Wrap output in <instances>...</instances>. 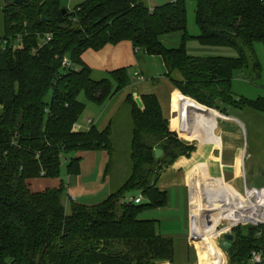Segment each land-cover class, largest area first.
Segmentation results:
<instances>
[{"label":"trees","instance_id":"16d2710c","mask_svg":"<svg viewBox=\"0 0 264 264\" xmlns=\"http://www.w3.org/2000/svg\"><path fill=\"white\" fill-rule=\"evenodd\" d=\"M11 1L4 0L0 38V264H173V239L158 233L156 220L142 215L166 206L168 195L158 187L159 178L175 162L183 168L196 145L180 138L182 115L164 117L156 94L139 95L143 108L131 92L123 101L132 120L128 177L98 203L70 199L64 207L62 158L71 155L67 173L76 175L78 153L109 149L112 134V120L101 130L96 125L73 129L85 110L78 96L83 93L101 105L131 82L125 67L94 77L82 53L128 40L137 51L161 58L163 76L182 96L226 116L229 108L264 113V98L237 101L232 92L236 72L261 75L254 46L264 47V0H192L197 36L187 32V0L152 9L145 0H83L71 9L61 0ZM170 32L181 34L175 47L162 42ZM46 36L50 40L44 42ZM191 39L231 47L236 56L190 55L186 43ZM64 57L72 69L62 65ZM188 97L183 122L191 103H197ZM157 149L162 154L155 158ZM194 162H186L183 181L188 185L190 164L194 183ZM36 178L56 179L57 185L32 191L30 181ZM130 193L142 200L128 202ZM191 220L193 241L215 226L211 219L207 224L200 206L196 221ZM231 234L222 246L225 264H253V251L261 255L257 264H264L263 224H236Z\"/></svg>","mask_w":264,"mask_h":264},{"label":"rangeland","instance_id":"374dc122","mask_svg":"<svg viewBox=\"0 0 264 264\" xmlns=\"http://www.w3.org/2000/svg\"><path fill=\"white\" fill-rule=\"evenodd\" d=\"M76 0H73L74 2ZM83 0H77L78 3L82 2ZM174 0H145L146 4L149 6L150 9L165 4L167 2H171ZM62 5L65 7L71 9L78 3H73V5H69V0H61ZM4 5V0H0V38L3 34V14H2V8ZM194 9H195V3L192 0H187L186 2V28L189 35L197 36L199 34V29L195 24L194 21ZM167 41V40H166ZM177 44L175 45H168L165 44L168 47H175L179 44L180 39L177 41ZM171 42V43H175ZM186 49L187 52L190 55L195 56H236L235 51L231 47H211V46H203L200 44L197 40L191 39L188 40L186 43ZM256 57L261 65V75L260 77H255L252 74L251 70H241L235 73L233 80H232V92L235 96L247 98V99H255L258 97L264 98V47L261 43H256L254 46ZM161 58L159 56L153 55L149 56L147 58V66L148 68L152 69L151 71H143L144 73V80H141L142 82L138 81V86H154L152 91L157 94L158 98L163 104L164 108V114L165 116H169V110L168 107L170 105V101L172 99L173 90H171V95L169 94L164 95L160 90L162 88L171 89L169 80H161V84L156 85L155 82L151 81V74L153 73L154 76L159 77L160 75H163L165 72L164 65L161 62ZM132 73V71L130 72ZM132 78V76H131ZM155 85H154V84ZM172 85V84H171ZM173 86V85H172ZM151 90V89H150ZM120 93V94H119ZM114 99L112 100L111 104L113 105L116 101H118L121 97L124 95V91L119 92ZM188 96H182L179 101V104L182 109V104L184 99ZM50 98V94L47 95L46 100ZM190 98V97H188ZM192 99V98H190ZM78 100L81 102H84L87 107L86 110L82 113V116L77 121V124L80 127V130L82 129L80 124L82 117H86L89 112H91L89 109L90 107H93V109H99V106L95 103H91L87 101L85 95L81 93L78 96ZM194 100V99H192ZM108 101V100H107ZM197 102L196 100H194ZM110 104V103H109ZM197 104L199 106L206 107L208 109H213L210 107H207L202 104L197 103H191V105ZM102 107V106H101ZM216 112L220 113L216 109H213ZM182 111V110H181ZM0 112H1V106H0ZM93 113V111H92ZM221 115H224L220 113ZM226 116V115H224ZM228 116L234 117L238 119L239 123L236 122H227L225 123L224 131L225 140L228 141L230 144L228 148H225L223 151H221L218 147L214 146V149L212 151V158L217 163L219 160V157H221L222 163L226 164L224 165L225 168L222 170V173L224 174L225 178L233 177V184L241 191L240 200L242 203L246 204L245 199V187L246 189L251 188H261L264 187V113L252 111L249 109H243V110H237L233 108L228 109ZM168 118V117H167ZM183 118V112L182 117ZM182 122L180 120V129H181V137L178 134V136L185 141L194 142L195 145L197 144L196 151L192 154V156L187 159L186 161L182 162L183 166V175L180 177V179H184L185 172H186V162L191 160V162L195 159L194 162V183L191 176V164L189 167V174L188 179L190 183V191L192 194L191 198V211L192 209V200L194 196V185L197 184V178H196V164L197 159L199 158V152H204V149L200 148V142L201 134H197L196 139L193 136L191 124H190V113L188 111V116L184 120L183 123H185L187 128V134L188 137H186L183 128H182ZM90 127V126H89ZM112 134L110 138V146L109 149H99L94 151H87V152H79L78 155L80 156V172L76 175H68L67 173V164L68 160L71 157V155H68L61 160V166H60V180L65 185V190L63 192V200H64V207L68 206L69 200L72 199L76 202L91 205L98 203L102 200H104L112 191L116 190L123 181L128 177L130 173V163H129V145H130V136H131V129H132V120L130 117L129 112V106L127 104L121 103V105L118 106L115 113L113 114L112 118ZM229 137H228V136ZM193 137L195 139H193ZM233 146V147H232ZM73 156V155H72ZM234 165V168H231V165ZM212 166L204 167L201 171L199 176L204 177V180H200L201 188H204L208 185V180H205V176L208 174L216 173L219 174L218 170L215 168H211ZM208 169V170H207ZM212 169V170H211ZM232 171V172H231ZM173 174V173H172ZM206 174V175H205ZM205 175V176H204ZM216 175L215 177L217 178ZM218 180V179H216ZM231 179H228V184H231ZM204 181V182H201ZM207 181V182H205ZM222 182H225V179ZM211 183V182H210ZM220 183V182H216ZM57 185L56 179H47V178H36L30 181V189L32 191H40L46 187H54ZM173 191V188H171ZM201 193V192H200ZM130 195L133 196H139L137 193H130ZM202 197H205V192L201 193ZM63 203V204H64ZM202 212L205 216H207V213L210 210H214V208L210 205H203L200 202V205ZM168 206L163 208L161 211L166 212H158V215H174L176 211L169 212ZM159 211V210H155ZM146 213H148L146 211ZM154 214H157V212H153ZM152 215V214H151ZM177 215V213H176ZM172 221V220H171ZM192 221V220H191ZM207 221H210L209 218H207ZM237 221H243V220H237ZM235 221V222H237ZM173 222V221H172ZM175 222V221H174ZM174 227L175 226V223ZM216 222L215 226L212 229V233H207L206 236H202L200 243H208L210 239H214L215 241H218L219 248L214 245V241H211L208 243L206 248H204L201 252L207 254V250L211 251L213 255L220 256L225 259L226 263V253L223 249V241L224 239L221 236V233L219 231L224 228L226 225H229L231 223H235L232 220H226L223 219L219 222ZM168 223V221H167ZM175 230H170L169 234L170 237L173 238L174 241V260L176 262H186L184 264H193L192 259L195 255V249L192 246L190 252L187 254L186 252V237L188 236V231L181 230L179 232H174ZM190 231H191V225H190ZM231 231V229H230ZM212 234V236H211ZM191 238V235H190ZM197 254V252H196ZM211 256V255H210ZM224 263V264H225Z\"/></svg>","mask_w":264,"mask_h":264},{"label":"crops","instance_id":"0c3cea01","mask_svg":"<svg viewBox=\"0 0 264 264\" xmlns=\"http://www.w3.org/2000/svg\"><path fill=\"white\" fill-rule=\"evenodd\" d=\"M69 1H70L69 5H73V3H78L77 0L74 2H72L73 0H69ZM180 36H181L180 32H170V33L165 34L162 37V42L168 45H175L177 44L175 40L176 41L177 39L179 40ZM171 42H175V43H171ZM147 58H149L148 55L143 54L141 51H135L131 41H128V40H123L116 44H106L99 50L87 49L82 53V59L92 69L94 77L99 78L102 76H106L107 73L112 70L125 67V68H128L129 77L131 79V82L130 84H128V86H126L124 89L121 90V91H124L123 97H121L113 105L111 104L112 100L121 91H119L117 94L109 98L108 101H105L103 104L98 105L99 109H93V107H90L89 110L91 112H89V114H87L86 117L83 116L81 123H79L82 128L81 131H86L91 125H96L97 128L100 130L105 128L108 122L112 120L113 114L115 113L118 106L121 105V103H123L125 96L131 92V89L133 87L136 88L138 95L146 94V93H154L152 91L154 86H151V87L147 85L138 86L137 79L139 80V78L137 75H135V73H138L139 75L143 76L144 75L143 71L152 70L148 68L147 66V62H146ZM131 71L132 73H130ZM151 76H153L151 78L152 82H154L156 79L159 80L156 83V85L161 84L160 82H162L163 80H168L163 75H160V78H159V77L154 76V74L152 73ZM139 82H142V81L139 80ZM169 86L171 87V89L167 90L164 87L160 90V92H162L164 95H166V92H167V95L169 94V96L171 95V90H173L172 99L168 107V110H169V113H168L169 116H167L168 119H170V117L172 116L182 115V112H183V109H181V106L179 104V101L181 100L180 98L182 97V95L179 93V91L174 86L171 85V83ZM160 104H161L162 111L164 114V108H163V104L161 101H160ZM86 107L87 105L85 104V110H86ZM164 117H166L165 114H164ZM87 119L92 120L91 125L87 124ZM196 149H197V144H196ZM183 172H184L183 168L176 167V162H175L171 166L166 168L164 172H162L159 178V181H158V187L167 191V195H168L167 204H166V206H168L167 210L169 212L174 210L176 211L177 215L176 213L174 215H166V214L162 215V213L163 214L166 213V212L161 211L163 208L166 207L164 206V207L148 210L147 211L148 213L144 212L142 215V218L156 220L157 231L164 237H170L169 234H166V233H169L170 230H175L174 232H179L185 229V231H188V236L186 237V252L188 254L191 250V247L192 246L194 247L195 255L193 256V259H192L193 264H224L225 259L220 256L213 255L211 251L207 250V254L201 252L204 248H206L204 246H206L211 241H214V245L219 248L218 241H215L212 238L209 240L208 243H200V241H193L190 239V235H191L190 225H192L191 219L196 221V214H198L199 212L200 202H199L197 192L193 191L194 192L193 193L194 196L192 200L193 210L191 211L192 194L190 191V185L186 184L183 181L184 180L183 178L180 179V177L183 175ZM171 188H173V191L171 190ZM155 210H159V211H155ZM153 212H157V214H154ZM158 212H162L161 216L158 215ZM171 220L173 222L175 221L174 223L176 227H174V224ZM184 263L186 262H176L174 260L173 264H184Z\"/></svg>","mask_w":264,"mask_h":264},{"label":"bare ground","instance_id":"6f19581e","mask_svg":"<svg viewBox=\"0 0 264 264\" xmlns=\"http://www.w3.org/2000/svg\"><path fill=\"white\" fill-rule=\"evenodd\" d=\"M189 113L192 128L191 132L196 139H198L196 135L201 134V139L199 140L200 148L204 149V152L198 153L199 158L197 159L196 164L197 184L194 185V191L198 194L199 202L203 205H208L209 207L211 205L214 208V210H210L207 213V218L211 219L214 224H216L214 221L219 222L223 219L232 220L233 222L239 219L243 221L249 220L251 218L252 209L248 204L245 205L240 200L241 191L233 184V177L231 176L230 178H225L222 173V170L225 168L224 165L226 164L222 163L221 157H219V161L217 163L212 158L214 146L223 151L225 148H228L230 144L224 138L226 135L224 134L225 123H239L238 119L231 116L221 115L213 109H208L197 104L190 105ZM194 137L193 139H195ZM208 166H212L211 168L218 170L219 174L212 172L207 176H205V174V180L211 179V181H208V185L206 187L201 188L200 180H204V177L200 178L198 173H200L199 171H201L204 167L206 168ZM231 168H234L233 164L231 165ZM216 175L219 176L216 178ZM222 179L223 181L225 179V182H222ZM228 179H231L229 180L231 184H228ZM215 181L220 183L214 184ZM244 189L245 199L247 200L249 191L246 190V188ZM200 192H205V197H202Z\"/></svg>","mask_w":264,"mask_h":264},{"label":"built area","instance_id":"2783aa9c","mask_svg":"<svg viewBox=\"0 0 264 264\" xmlns=\"http://www.w3.org/2000/svg\"><path fill=\"white\" fill-rule=\"evenodd\" d=\"M50 40L49 36H46L44 39V42H47ZM135 51H137V49H135ZM62 65L72 69L73 65L70 62V60L67 57H64L62 60ZM135 75L138 76L139 80H144V77L139 75L138 73H135ZM87 124L91 125L92 124V120L91 119H87ZM73 129L78 131L80 130L79 125L76 123L73 126ZM246 188V187H245ZM249 191V196L248 199L246 201V204H248L250 206V208L252 209L251 212V218L249 220L246 221H237L235 223H231L229 225H226L224 228H222L220 231V233H223L225 231H230L231 227L236 225V224H253V225H258V224H263L264 225V187L261 188H251V189H246ZM126 200L128 202H134V203H139L142 200V197L139 196H128L126 198ZM228 226L229 230H227ZM262 261L261 259V255L259 252L253 251L251 253L250 256V262L253 264H257L260 263Z\"/></svg>","mask_w":264,"mask_h":264},{"label":"water","instance_id":"95a60500","mask_svg":"<svg viewBox=\"0 0 264 264\" xmlns=\"http://www.w3.org/2000/svg\"><path fill=\"white\" fill-rule=\"evenodd\" d=\"M24 1H25V0H12V1L9 2V3H14V4H16V5H21V4L24 3ZM62 11H63V13L65 12L64 9H62ZM133 80H134V79H133ZM131 94H132V96H133V98H134V101L136 102L137 106H138L139 108H143L142 101H141L140 96L138 95V93H137L135 87H133V88L131 89ZM236 100L239 101V97H236ZM154 154H155V158H158V157L161 156L162 152H161V150L157 149V150H155ZM207 224H209V221H207ZM229 227H231V226H228L227 230H229ZM220 232H221V231H219V233H220ZM221 236H222V238L224 239V241H223V245H226L227 242L230 241V240L232 239V237H233L232 234H231V232H229V231H225V232L221 233Z\"/></svg>","mask_w":264,"mask_h":264}]
</instances>
